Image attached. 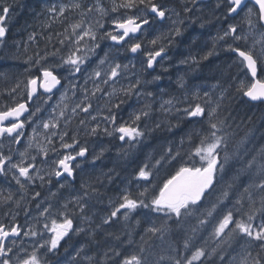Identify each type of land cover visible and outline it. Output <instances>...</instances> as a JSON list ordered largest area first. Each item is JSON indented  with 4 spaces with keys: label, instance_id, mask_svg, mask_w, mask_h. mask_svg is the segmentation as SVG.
<instances>
[{
    "label": "snow or ice",
    "instance_id": "obj_1",
    "mask_svg": "<svg viewBox=\"0 0 264 264\" xmlns=\"http://www.w3.org/2000/svg\"><path fill=\"white\" fill-rule=\"evenodd\" d=\"M16 7L27 8L0 0V61L23 66L0 71V264H264V132L258 144L256 134L237 139L231 111L237 99L264 104V0H42L36 27L10 47ZM157 21L170 27L145 43ZM197 23L218 30L210 48L179 61L186 74L226 51L245 78L220 69L210 87L181 75L176 93L150 88ZM92 137L119 142L117 164L138 160L113 196L119 173L96 174L109 149L90 155Z\"/></svg>",
    "mask_w": 264,
    "mask_h": 264
},
{
    "label": "trees",
    "instance_id": "obj_2",
    "mask_svg": "<svg viewBox=\"0 0 264 264\" xmlns=\"http://www.w3.org/2000/svg\"><path fill=\"white\" fill-rule=\"evenodd\" d=\"M88 2H91V0H88ZM18 3H23L24 5L27 6V8L22 7L24 9L23 11L21 7H18V13L15 19L12 22H10V37H9L10 47L14 46V42L17 40L27 39L28 32L32 31L33 28L36 27L37 21L35 19V14L40 11L42 6V0H19ZM104 3L105 6H109V0H104ZM157 3H161L169 7H178V3L174 2L173 0H157ZM33 4H35V6ZM28 12L29 14H27ZM25 14L27 15L25 16ZM169 24L170 22L168 23L159 22V21L154 22L151 31L147 33L146 37L149 35V39H150L152 35L155 34L157 31H166L170 27L168 26ZM56 27L62 30V26L57 25ZM105 27H108L107 23L105 24ZM217 30H218L217 23L207 24L204 28H200L198 23L192 25L191 27H188L187 30L184 32L183 36L178 37L176 43L168 50L169 53L168 56L170 57V59H168L165 65L169 66V71L161 72L160 70H156V72L161 73V76L163 77L157 85L164 86L166 91L168 92L176 93L175 89H177V86L175 81L179 76L183 75L185 76V79L188 81V83L191 84V86L203 85L204 87H209L217 82L218 78L220 77V69H226L227 70L226 76L232 78L233 80L242 79V77L245 75L244 70L238 65V63L233 62L234 58L230 59V57H232V54L226 51H220L218 56H213L206 61H202L198 68H196L194 71H188L187 74H186V70L188 66L179 64V61L184 57H186L189 52H193L195 54L210 48L212 45V36L216 35ZM37 39L39 40L40 38L37 37ZM40 43H41V47H43L44 42L41 40ZM109 43L111 42H106V41L102 42L101 49H104L105 45ZM116 55L119 57V59L122 62L125 63L128 62V60L131 58L130 53L127 52L116 53ZM0 62H1L0 71H8L9 70L8 66L13 63L21 66L18 68L11 69L10 70L11 73H15L19 75L23 70L21 61L7 60ZM135 62H138V60ZM138 65L139 63H137V66ZM172 65H176V66L172 67ZM148 78L151 79L150 76ZM157 85H150L149 87L155 89ZM3 87H4V83L2 80H0V88ZM238 95L239 94H237V96ZM0 100L7 102L6 97H0ZM131 104L132 101H130L129 104L122 106L123 111L121 112V115L123 116L128 115L129 112L128 108ZM231 111L233 116L236 118V123L239 124V127L235 129L237 133L236 138L240 139L245 137L246 135L250 136L251 134H256L255 143L258 144L260 142V133L264 132V127H262V124H264V122H262L260 119L261 115H264V104H260L258 106L253 107L252 105L244 103L239 99H237L232 103ZM241 121H243V123H241ZM101 140L104 143L105 137H102ZM113 141L116 142L115 140ZM150 145L155 146L156 141H149L148 144L143 146L142 149H137L136 150L137 155L142 156L144 151L150 150L149 148ZM118 150L119 149L113 151L111 150L107 151L104 157L103 168L96 170V174H99L101 170L107 172L109 168L115 167L116 171L119 173V175L114 177L112 184L109 185V190L107 192V195L109 196L115 195V189L117 187L124 186L122 182L130 178V173L132 171V168H134L135 164L138 163V160L135 157H129L127 161H121L119 164H117L116 158H117ZM97 163L99 164L100 162L98 161ZM166 175H167L166 172H162L159 176V179L157 180V183L165 179ZM5 186L6 185L4 181L0 179V187H5ZM104 204H106V202ZM104 204L97 205L96 211L97 212L103 211L104 209L102 205ZM2 217H3V209H0V218ZM141 227H143V221L141 222ZM137 232H139V229H137ZM83 239L84 238L82 235L80 237H74L72 243H80L83 241ZM113 243H118V242L113 241ZM100 244L103 245L104 241L101 240ZM92 247L95 250L96 246L93 245ZM69 250L71 251V249Z\"/></svg>",
    "mask_w": 264,
    "mask_h": 264
},
{
    "label": "rangeland",
    "instance_id": "obj_3",
    "mask_svg": "<svg viewBox=\"0 0 264 264\" xmlns=\"http://www.w3.org/2000/svg\"><path fill=\"white\" fill-rule=\"evenodd\" d=\"M18 1H19V0H17V3H18ZM174 1H176V2L178 3V0H174ZM7 2L12 3V0H7ZM17 13H18V7H16L15 10H14L12 13H10V15L12 16L11 21H13V20L15 19ZM168 26H170V24H169ZM147 39H149V35L145 38V43H146V40H147ZM106 42H110V41H106ZM167 61H168V60L165 61V64L167 63ZM136 63H139V61L136 62ZM137 67L139 68V65H138ZM165 67H168V68H169V66H167V65H165ZM157 70H160L161 72H163L161 69H157ZM156 74H160V75H161V73H157V72H156ZM244 78H245V75L242 77V79H244ZM261 78H264V77H261ZM159 82H160V81H158L156 84H153V85H157ZM187 82H188V81H187ZM188 86H189V87H192L191 84H189V83H188ZM209 87H210V86H209ZM175 92H177V89H175ZM133 103H135L134 100L132 101V104H133ZM129 109H130V106H129L128 110H129ZM122 116H123V115H122ZM127 116H128V115H125V116H123V117L126 119ZM26 128H27V129L25 130V137H27V135H28L29 132H30V126H26ZM101 138H102V137H101ZM101 138H96V137L87 138V143H88L89 154H90V155H91V153H92L93 151H99L100 148H101L103 145H104V147L109 148V150H111V151H113V150H117V149H118V144H119V142L116 141L114 138H108V137H105L104 143H103V141L101 140ZM82 139H84V138L82 137ZM113 140H115V141L118 142V143L114 142ZM24 142H25V141L22 140V141H21V145H19V146H14V147H16V148H21V150H22V145L24 144ZM83 167L88 168L89 165H83ZM54 184H55V182H54ZM102 206H103V209L106 208V204H104V205H102ZM102 212H103V211H99V212H97V215L101 214ZM3 219H5L4 216H3L2 218H0V220H3ZM19 220H20V223H24L25 217H24L23 215H21V216L18 217V222H19Z\"/></svg>",
    "mask_w": 264,
    "mask_h": 264
},
{
    "label": "bare ground",
    "instance_id": "obj_4",
    "mask_svg": "<svg viewBox=\"0 0 264 264\" xmlns=\"http://www.w3.org/2000/svg\"><path fill=\"white\" fill-rule=\"evenodd\" d=\"M34 3H35V2H34ZM39 4H40V3H39ZM33 5L35 6V4H33ZM40 5H41V4H40ZM41 7H42V6H41ZM21 8H22V7H21ZM35 8H36V7H35ZM39 8H40V6H39ZM39 8H38V9H39ZM33 9H34V8H33ZM22 10L24 11L23 8H22ZM35 10H36V9H35ZM28 11H29V10H28ZM19 12H20V11H19ZM26 12H27V11H26ZM34 12H35V11H34ZM32 13H33V12H32ZM35 13H36V12H35ZM35 13H34V14H35ZM20 14H21V13H20ZM27 14H29V12H28ZM27 14H25V16H26ZM30 15H32V14H30ZM25 16H24V17H25ZM18 17H19V16H18ZM25 18H26V17H25ZM25 18H24V20H25ZM22 19H23V18H22ZM29 19H30V17H29ZM32 20H33V19H32ZM29 21H30V20H29ZM18 22H19V21H18ZM24 23H27V22H24ZM13 25H14V24H13ZM18 25H20V24H18ZM18 25H17V26H18ZM17 28H18V27H17ZM15 29H16V28H15ZM13 30H14V29H13Z\"/></svg>",
    "mask_w": 264,
    "mask_h": 264
},
{
    "label": "water",
    "instance_id": "obj_5",
    "mask_svg": "<svg viewBox=\"0 0 264 264\" xmlns=\"http://www.w3.org/2000/svg\"><path fill=\"white\" fill-rule=\"evenodd\" d=\"M258 77H259V73H258Z\"/></svg>",
    "mask_w": 264,
    "mask_h": 264
}]
</instances>
